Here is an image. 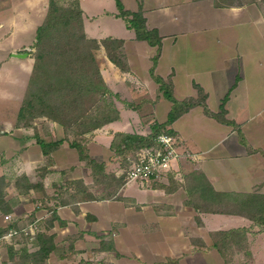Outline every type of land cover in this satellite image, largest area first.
<instances>
[{"label": "crops", "instance_id": "obj_1", "mask_svg": "<svg viewBox=\"0 0 264 264\" xmlns=\"http://www.w3.org/2000/svg\"><path fill=\"white\" fill-rule=\"evenodd\" d=\"M122 1L159 30L155 73L174 96L197 98L201 86L209 109L219 112L228 95L226 117L236 125L201 104L191 107L170 124L181 158L158 177L127 181L112 199L97 195L106 185L68 140L48 154L38 142V135L46 141L65 137L60 123L48 119L42 130L16 125L34 57L13 52L34 46L49 0H0V176L10 180L5 198L12 213L19 199H31V216L55 235L46 264H264V225L248 215L264 199V0ZM80 5L86 34L123 39L128 62L123 70L103 45L94 50L104 81L118 94L120 116L85 133L83 142L110 172V160L118 163L111 147L115 133H150L154 122L167 120L172 100L150 71L157 47L136 37L117 15L116 0ZM20 71L28 74L25 80ZM111 172L119 177L117 169ZM19 176L35 185H17ZM88 192L96 198L88 199ZM8 224L0 210V225ZM228 230H237L236 237L224 238L220 232ZM102 237L115 249L102 248Z\"/></svg>", "mask_w": 264, "mask_h": 264}, {"label": "trees", "instance_id": "obj_2", "mask_svg": "<svg viewBox=\"0 0 264 264\" xmlns=\"http://www.w3.org/2000/svg\"><path fill=\"white\" fill-rule=\"evenodd\" d=\"M116 3L119 9L117 15L123 17L127 26L135 30L136 37L147 40L151 45L157 47L150 71L160 84V90L172 100V107L167 120L154 122L151 132L148 134L116 132L111 144L114 155L126 156L132 152L133 156L142 147L154 145L161 132H173L170 124L183 112L197 104L203 105L208 114L216 116L221 121L235 124L226 117L225 102L228 95L222 99L219 112H212L209 109L206 103V93L201 86L198 88L199 97L197 98L178 99L174 96L169 82L155 73L162 45L159 30L147 26L146 17L141 10L126 9L122 0H116ZM216 3L219 4V2ZM101 45L105 47L109 58L116 65L123 70L128 69L123 39L110 36L97 39L86 34L80 0H49L47 15L36 30L33 69L18 112L16 125L29 126L30 120L39 116H47L51 120L58 121L66 132L77 125L79 128L77 135L80 134L82 137L85 133L119 118L120 112L114 101V96L118 97V94L113 92L104 81L94 54V50L100 48ZM95 94L99 95V99L103 103L97 104L93 111L92 106L86 102V96L91 97ZM57 99H60V102H57ZM129 105L135 106L133 103H129ZM37 140L46 154L56 145L68 140L69 144L78 150L80 159L92 167L96 179L100 173L110 174L105 171V162H98L91 157L83 138L78 136L72 139L63 137L55 141H46L38 135ZM242 140L245 141L243 137ZM113 176L112 173V178L115 180L116 177ZM116 179L118 180V177ZM22 181L27 189L35 185L22 176L16 178L17 185ZM9 184L10 180H7L5 176H0V210L5 214L13 211L11 203L5 198L6 187ZM121 185L119 180L110 186L111 190L109 191L113 193V190ZM86 197L88 199L96 198L91 192H88ZM248 213L256 223L264 225V199L262 202L256 203L255 208L248 210ZM12 225L14 226L16 223L13 222L7 226L0 225V236ZM41 225L42 222L38 224L37 233L33 238V244L37 246L36 250L32 252L29 250L27 238L30 237L25 234L21 236L27 237L26 240H22L26 244L18 249L14 247L13 242L8 244L10 245V258L14 260L12 264H46L50 253L56 248L55 235L44 232ZM220 233L224 238H235L237 230L221 231ZM101 246L102 248L115 249L113 240H105L104 237L101 239ZM86 263L85 260L79 262V264ZM3 264L9 263L4 261Z\"/></svg>", "mask_w": 264, "mask_h": 264}, {"label": "built area", "instance_id": "obj_3", "mask_svg": "<svg viewBox=\"0 0 264 264\" xmlns=\"http://www.w3.org/2000/svg\"><path fill=\"white\" fill-rule=\"evenodd\" d=\"M183 154L184 152L179 149L177 136L172 132H161L154 145L142 147L131 157L126 169V179L131 181L158 177L171 167L173 160L181 158ZM5 218L9 224L15 222L16 225L10 226L0 236V240L12 243L13 238L18 235L25 234L32 239L37 233L40 218L32 219L25 225H20L19 218L12 212L5 214Z\"/></svg>", "mask_w": 264, "mask_h": 264}, {"label": "rangeland", "instance_id": "obj_4", "mask_svg": "<svg viewBox=\"0 0 264 264\" xmlns=\"http://www.w3.org/2000/svg\"><path fill=\"white\" fill-rule=\"evenodd\" d=\"M245 1H250V0H217V2H226V3H242V2H245ZM34 43V42H33ZM32 50L30 51V53L32 54V57H34V54H35V51H36V47L35 46H32ZM19 75H21V78H24V80L26 79V77H28V74L27 73H24L23 71H20V72H17ZM16 90V87L15 89ZM17 90H20V86H17ZM86 102L88 105L92 106V109L93 111L95 110L97 104H102L103 102L99 99V95L98 94H95V95H91V97H88L86 96ZM57 102H60V99H57ZM14 101L13 100H10V106H14ZM11 112V111H10ZM6 113V112H5ZM4 113V114H5ZM10 115V113H9ZM66 116V115H65ZM48 118L47 116H39V117H36L35 119L33 120H30V125L27 126V127H32L34 126L35 127V130H42L41 128V125H43L42 127L46 126L45 124L48 122ZM4 120V119H3ZM37 121V124H35V122ZM52 121H55L57 123H59L58 121L56 120H52ZM17 122V120H16ZM44 130H46L44 128ZM79 132V128L78 126H73L71 127V130L69 132H66L65 131V137H68L71 136L70 138H75L76 136H78L79 138H83L84 135L81 137V135H77ZM132 152H130L128 155H123V156H118L117 157V160H118V163L116 165L113 164V158L110 160L109 162V168H110V174L109 173H100V176L98 177L99 178V181L101 183H104V185H106L107 187L109 188H105V190L100 193V194H97V195H101V196H106V197H110L111 199L113 198L112 197V193L109 191L111 190V187L113 184L119 182L120 180V183L122 185H124L126 182H127V179L125 178V172H126V169L128 168L130 162H131V157H132ZM112 169H117L118 172H119V177H118V180L115 178V180L112 178ZM107 172V171H106ZM16 180V178H14ZM22 183L24 184V181H22ZM121 185V186H122ZM16 192V191H15ZM111 193V194H110ZM14 198L16 199V194L14 195ZM31 199H28L26 201V204L24 202H22L20 199H19V202L17 203L16 205V214L15 216L17 218H19V223L20 225H25L27 222H29L30 220H32L33 218H35L34 216H31V213L30 211H32L33 209L32 208V204H31ZM28 203V204H27ZM112 235V234H111ZM27 237H22V236H16L15 238H13V243L15 244L14 247L15 248H19L20 246L26 244L25 241H22V240H26ZM16 240V241H15ZM28 242H27V246L29 247V250L32 252L34 250L37 249V246L33 244V238H27ZM21 241V242H20ZM7 242V241H6ZM5 241L3 240H0V264L2 263V261H7L9 264H12L14 262V260H12L10 258V245H8L9 243L7 242L6 243Z\"/></svg>", "mask_w": 264, "mask_h": 264}, {"label": "water", "instance_id": "obj_5", "mask_svg": "<svg viewBox=\"0 0 264 264\" xmlns=\"http://www.w3.org/2000/svg\"><path fill=\"white\" fill-rule=\"evenodd\" d=\"M33 48L31 46H26L24 47L22 50L18 51V52H13L14 56L17 57H26L29 55V52L32 50Z\"/></svg>", "mask_w": 264, "mask_h": 264}]
</instances>
